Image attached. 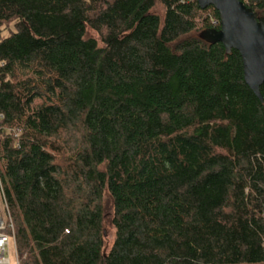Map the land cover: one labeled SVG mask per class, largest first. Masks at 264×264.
Listing matches in <instances>:
<instances>
[{"label": "trees", "instance_id": "16d2710c", "mask_svg": "<svg viewBox=\"0 0 264 264\" xmlns=\"http://www.w3.org/2000/svg\"><path fill=\"white\" fill-rule=\"evenodd\" d=\"M219 22L197 0H0L20 264H264V84L200 39Z\"/></svg>", "mask_w": 264, "mask_h": 264}, {"label": "water", "instance_id": "95a60500", "mask_svg": "<svg viewBox=\"0 0 264 264\" xmlns=\"http://www.w3.org/2000/svg\"><path fill=\"white\" fill-rule=\"evenodd\" d=\"M199 7L215 8L220 18V29L201 32L200 39L208 44H222L230 54L239 52L246 84L263 101L264 84V18L258 16L241 0H197Z\"/></svg>", "mask_w": 264, "mask_h": 264}, {"label": "built area", "instance_id": "2783aa9c", "mask_svg": "<svg viewBox=\"0 0 264 264\" xmlns=\"http://www.w3.org/2000/svg\"><path fill=\"white\" fill-rule=\"evenodd\" d=\"M3 213L7 217L3 216ZM10 230V233L8 232ZM13 245L15 263L20 264L17 254L14 226L11 221L8 206L5 201L4 191L0 182V264H13L10 257V248Z\"/></svg>", "mask_w": 264, "mask_h": 264}, {"label": "rangeland", "instance_id": "374dc122", "mask_svg": "<svg viewBox=\"0 0 264 264\" xmlns=\"http://www.w3.org/2000/svg\"><path fill=\"white\" fill-rule=\"evenodd\" d=\"M3 35H4V37H7V36H8L7 33H5V34H3ZM89 36H92V37H94V38H98V35H97L96 33L92 32V31L89 32ZM3 216H4V217H7L6 214H4V213H3ZM110 236H111V237L114 236V231H112L111 229H110ZM8 256L10 257L12 263L14 264V263H15V255H14V248H13V245H12L11 248H10V254H9Z\"/></svg>", "mask_w": 264, "mask_h": 264}]
</instances>
